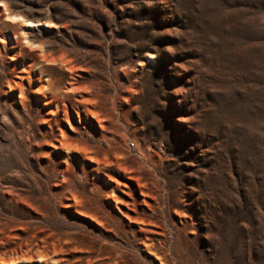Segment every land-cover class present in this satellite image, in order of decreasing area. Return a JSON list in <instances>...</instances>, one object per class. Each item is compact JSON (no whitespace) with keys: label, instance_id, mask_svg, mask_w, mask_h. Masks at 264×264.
<instances>
[{"label":"rangeland","instance_id":"rangeland-1","mask_svg":"<svg viewBox=\"0 0 264 264\" xmlns=\"http://www.w3.org/2000/svg\"><path fill=\"white\" fill-rule=\"evenodd\" d=\"M0 264H264V0H0Z\"/></svg>","mask_w":264,"mask_h":264},{"label":"bare ground","instance_id":"bare-ground-1","mask_svg":"<svg viewBox=\"0 0 264 264\" xmlns=\"http://www.w3.org/2000/svg\"><path fill=\"white\" fill-rule=\"evenodd\" d=\"M8 17V16H7ZM16 18L15 16H12V17H9L10 19L9 20H11V18ZM8 19V18H7ZM17 19V18H16ZM26 23V27L27 28H29V27H35V25H37V24H33V22H25ZM25 31V32H24ZM23 31V34L25 35V37H23L22 36V39H23V41L25 40V41H27V43H29V44H32V43H34L33 41H32V39H31V34H30V32L28 31V29L27 30H24ZM26 31H28V32H26ZM29 39V40H28ZM29 44H27V45H29ZM40 59H42L43 61H45L46 63H49V64H54L55 62H57L58 60H57V58H55V56H53L52 54H48L47 52H45V51H42V50H40ZM64 61V60H63ZM61 64H63V63H61ZM60 64V65H61ZM69 65V64H68ZM66 66H67V64H66ZM74 68V67H73ZM69 70V69H68ZM24 73H26V74H29V70L28 69H26L25 71H24ZM24 78V77H23ZM31 81V78H30V80H29V82ZM74 83V82H73ZM15 85H18V84H16L15 83ZM73 85V84H72ZM71 85V86H72ZM18 87H19V90H20V92H19V94H20V98L22 99L23 97V95H24V89L20 86V85H18ZM43 85H41V87H40V90L42 91V89H43ZM77 88V87H76ZM70 89H72L71 87H70ZM73 92V91H72ZM40 93V92H39ZM82 99H83V97H82ZM85 101H86V99H85ZM22 101H20V103H21ZM92 108V107H91ZM91 111V109L89 110V112ZM100 119V118H99ZM70 120H71V117L67 114V119H66V121H67V123H70ZM97 120V119H96ZM100 122V121H99ZM70 127H71V129H72V126H71V123L70 124H68ZM100 126V129H102L101 127V125H99ZM57 142H58V145L60 146V148H63L65 151H66V153L68 154V153H70L69 151H77L78 149L76 148V146L74 145V144H69L68 143V136H66V134H65V132L63 131V129H59V136H58V139H57ZM79 148V147H78ZM83 149V148H82ZM86 149V148H85ZM84 150V149H83ZM80 153H82V152H80ZM87 153V152H86ZM86 155V154H85ZM88 155H89V152H88ZM67 157V156H66ZM86 160H87V158H86ZM89 161L91 160V159H88ZM95 161V160H94ZM41 259H43V258H39V261H41Z\"/></svg>","mask_w":264,"mask_h":264}]
</instances>
